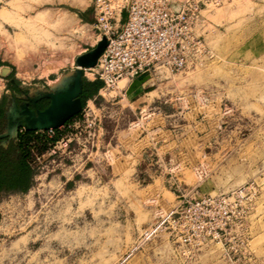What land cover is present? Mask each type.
Returning a JSON list of instances; mask_svg holds the SVG:
<instances>
[{
    "label": "rangeland",
    "instance_id": "374dc122",
    "mask_svg": "<svg viewBox=\"0 0 264 264\" xmlns=\"http://www.w3.org/2000/svg\"><path fill=\"white\" fill-rule=\"evenodd\" d=\"M205 16L206 57L150 70L147 95L98 96L92 128L80 112L32 158V189L0 195V264H264V0ZM94 21L91 0H0V61L48 92L96 46ZM219 194L241 195L221 244L172 238L175 208Z\"/></svg>",
    "mask_w": 264,
    "mask_h": 264
},
{
    "label": "built area",
    "instance_id": "2783aa9c",
    "mask_svg": "<svg viewBox=\"0 0 264 264\" xmlns=\"http://www.w3.org/2000/svg\"><path fill=\"white\" fill-rule=\"evenodd\" d=\"M91 1L96 43L106 38L108 45L97 65L83 69V73L102 83L97 97L105 99L104 94L116 89L121 80H133L154 68L180 73L206 57L209 50L205 42V15L222 7L228 0ZM124 13L126 20L122 22ZM97 97L81 110L90 128L95 125L96 118L88 111H91L90 105L94 107ZM65 125L36 133H43L49 139L60 137L59 131ZM59 140L63 142L64 138ZM56 141V144L60 143ZM39 155L35 151L33 157L38 160ZM238 197L241 195H205L185 201L184 207L175 208L165 220L171 228L172 238L188 247L212 242L221 244L236 218L234 207ZM152 232L146 231L144 235Z\"/></svg>",
    "mask_w": 264,
    "mask_h": 264
},
{
    "label": "water",
    "instance_id": "95a60500",
    "mask_svg": "<svg viewBox=\"0 0 264 264\" xmlns=\"http://www.w3.org/2000/svg\"><path fill=\"white\" fill-rule=\"evenodd\" d=\"M107 45L106 38H102L92 50L76 57V70L61 88L50 87L48 92L39 91L24 97L27 102L34 105L41 100L48 99L50 104L45 110L33 112L28 109L26 102L19 107L13 102L5 115L6 132L0 138L11 137L12 133L16 135L19 128L30 132L58 129L69 119L78 115L82 110L80 95L82 93L83 69L94 68ZM1 69L7 71L2 76H6L11 71L8 67Z\"/></svg>",
    "mask_w": 264,
    "mask_h": 264
},
{
    "label": "trees",
    "instance_id": "16d2710c",
    "mask_svg": "<svg viewBox=\"0 0 264 264\" xmlns=\"http://www.w3.org/2000/svg\"><path fill=\"white\" fill-rule=\"evenodd\" d=\"M75 13L81 20H84L85 13ZM0 67L10 66L0 61ZM12 72L13 71H11V73L6 77L8 78V90H10V94H4L0 98V134L3 130L5 113L7 112L8 106L11 100H15L13 96L17 95L21 98V96H25L28 92L27 90H23L21 88L17 80L14 76H12ZM101 85V82L97 80L91 82L83 77L82 93L80 95L82 108L89 99L97 95ZM47 105L48 104H43V107ZM78 115L69 119L65 124L71 122ZM57 139L58 136L49 139L45 136V134L40 132L22 131L19 133L16 141L11 143L8 148L3 149L0 146V195H2L1 193L4 191L5 193L11 191H21L24 194L28 193V188L30 187L29 182L31 178L35 176V171L31 166L34 152L37 151L38 153H41L45 150L47 145L50 146L51 142H54ZM24 182L27 183L26 186L22 188V190L19 189L18 185L20 186ZM12 187L14 189H12Z\"/></svg>",
    "mask_w": 264,
    "mask_h": 264
},
{
    "label": "crops",
    "instance_id": "0c3cea01",
    "mask_svg": "<svg viewBox=\"0 0 264 264\" xmlns=\"http://www.w3.org/2000/svg\"><path fill=\"white\" fill-rule=\"evenodd\" d=\"M0 68H2V67H0ZM11 73V71L5 76V77H7L9 74ZM84 78H86L88 81H95V80H92V79H90V78H88V77H86V76H84ZM147 79H148V74H143V75H140V76H138V77H136L135 79H133V80H128L127 82H126V84H125V86H124V88H122L121 89V92H125V95H136L137 93L138 94H140V93H142V94H144V95H147L146 93H143L144 92V90L146 89V85H147V83H148V81H147ZM100 82V81H99ZM121 83V82H120ZM102 84V83H101ZM101 88H102V85H101ZM100 88V89H101ZM99 89V90H100ZM99 92V91H98ZM97 95H98V93H97ZM97 95L96 96H94L93 98H91V99H89L88 101H90V100H93L94 98H96L97 97ZM87 101V102H88ZM15 103V101H12V103ZM16 104V103H15ZM11 105L12 104H9V106H8V109H7V112H8V110H9V108L11 107ZM17 105V104H16ZM21 105V104H20ZM129 105H136V104H129ZM139 105V104H138ZM18 106V105H17ZM19 107V106H18ZM84 108V107H83ZM82 108V109H83ZM6 112V113H7ZM6 113H5V115H6ZM6 128H7V121H6V117H5V123H4V126H3V130H2V132H1V134H0V136L1 135H3L5 132H6ZM22 131H26L25 129H23V128H19L18 130H17V132H16V135L14 134V133H12V135H11V137H4V138H0V146L3 148V149H6V148H8L9 146H10V144L11 143H13V142H15L16 141V139H17V137H18V135H19V133H21ZM28 132H30V131H28ZM36 132H38V131H36ZM31 167V166H30ZM34 178H35V176L34 177H32L31 178V180H30V182H29V184H30V187L28 188V192L32 189V187H33V182H34ZM26 182H24L23 184H21L20 186L18 185V188L19 189H21L22 190V188H24L25 186H26ZM15 187V186H14ZM17 188V187H16ZM12 189H14L13 187H12ZM10 193H15V194H24V193H22L21 191H11V192H8V193H5V191L4 192H2L1 194H10Z\"/></svg>",
    "mask_w": 264,
    "mask_h": 264
},
{
    "label": "bare ground",
    "instance_id": "6f19581e",
    "mask_svg": "<svg viewBox=\"0 0 264 264\" xmlns=\"http://www.w3.org/2000/svg\"><path fill=\"white\" fill-rule=\"evenodd\" d=\"M50 16V15H49ZM51 17V16H50ZM54 16L52 15V18H53ZM61 17V16H60ZM72 17V16H71ZM71 17H67V16H63V20H64V22H61L62 24H61V26H64V27H72L73 25H74V20L71 18ZM49 20V19H48ZM62 19H61V21H63ZM3 70L4 69H1L0 68V75H5V73L7 72H3ZM5 71V70H4ZM68 76V75H67ZM70 77V76H69ZM67 79H68V77H63V78H61L60 80H58V81H56V82H54L53 83V88L54 89H57V88H61L62 86H64L65 84H66V82H67ZM123 81H125V84H126V79H124V80H121L120 82H123ZM120 82L118 83V84H120ZM125 86V85H124ZM122 88H124V87H120L119 85H118V89H122Z\"/></svg>",
    "mask_w": 264,
    "mask_h": 264
},
{
    "label": "flooded vegetation",
    "instance_id": "af4514ba",
    "mask_svg": "<svg viewBox=\"0 0 264 264\" xmlns=\"http://www.w3.org/2000/svg\"><path fill=\"white\" fill-rule=\"evenodd\" d=\"M27 95H29L28 92H27V94H25V96H27ZM25 96H21V98H20V96L14 95V96H13V97L15 98L14 101H15V103H16L18 106H20V104H23V103L26 102L28 109H29L30 111H33V112L43 111V110H45V109L49 106V104H50V101H49L48 99H45V100H41V101L37 102L36 105H34V104H32L31 102H27V101L24 99ZM12 101H13V100H11L10 104H12ZM47 102H48V103H47ZM43 104H48V105L45 106V107H43Z\"/></svg>",
    "mask_w": 264,
    "mask_h": 264
}]
</instances>
